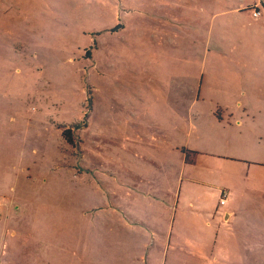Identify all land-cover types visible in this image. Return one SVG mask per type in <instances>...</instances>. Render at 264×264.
<instances>
[{"label":"rangeland","instance_id":"obj_1","mask_svg":"<svg viewBox=\"0 0 264 264\" xmlns=\"http://www.w3.org/2000/svg\"><path fill=\"white\" fill-rule=\"evenodd\" d=\"M0 264H264V0H0Z\"/></svg>","mask_w":264,"mask_h":264},{"label":"crops","instance_id":"obj_2","mask_svg":"<svg viewBox=\"0 0 264 264\" xmlns=\"http://www.w3.org/2000/svg\"><path fill=\"white\" fill-rule=\"evenodd\" d=\"M232 138V139H235L236 136L234 135H230L228 138L225 139L224 136L222 137H218L219 139H215L214 137L213 138H210L208 139L210 142L213 141V144L210 145L212 147H210L209 145V148L211 150H206L204 152H206L209 156L211 157H214V158H218L219 160H221V162L225 165H228V168H233L232 166V162H237V161H241L240 157H235L233 155H225L223 152H221L222 150L220 148H218L220 142L222 144H225V145H228L229 141L228 139L229 138ZM215 142H217L215 144ZM215 144V145H214ZM216 146V147H214ZM196 152H199L196 150ZM214 160V159H213ZM206 161L208 163H211V161L206 158ZM196 169V170H195ZM197 172L199 173V169L197 171V168H193V170L191 171V179H194L196 178V175ZM200 173L202 175H207L208 177L211 176L213 173L208 171L207 168L206 170H201ZM197 181L199 182V180L197 179ZM225 191L224 189H221V192ZM221 192H220V196H221ZM219 203H220V200H219ZM221 204V203H220ZM241 208H237L233 205V200L229 201L228 203H223L221 205H217V207L213 208V211H209L206 207V209H204V212H205V216L207 217L208 221H210L208 224H207V228L210 224H214V227L217 228V231L219 232V230H221L222 234L225 233L226 235L223 234V238L221 237V241H220V244H218L216 246V248L218 249V251H223L224 248L227 246L223 244H226V242H229L232 247L234 248V253L237 254V250H238V247H237V242H238V238L234 236V234L230 233L229 231V226L228 223H230L232 220H233V217H236L237 216V212H239L238 210H240ZM203 210V209H202ZM223 243V244H221ZM234 257H236V255H233Z\"/></svg>","mask_w":264,"mask_h":264},{"label":"built area","instance_id":"obj_3","mask_svg":"<svg viewBox=\"0 0 264 264\" xmlns=\"http://www.w3.org/2000/svg\"><path fill=\"white\" fill-rule=\"evenodd\" d=\"M259 9L258 8H253V11H252V15L254 16V17H256V16H258L259 15ZM226 196H227V192L226 191H223V192H221V196H220V203L221 204H223V203H225V201H226Z\"/></svg>","mask_w":264,"mask_h":264}]
</instances>
